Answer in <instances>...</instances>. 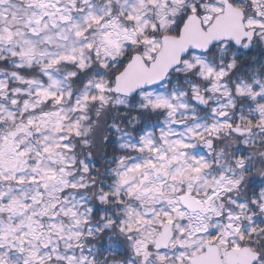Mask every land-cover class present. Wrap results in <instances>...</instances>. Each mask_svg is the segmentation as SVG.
Instances as JSON below:
<instances>
[{
  "label": "snow or ice",
  "instance_id": "6c2138e0",
  "mask_svg": "<svg viewBox=\"0 0 264 264\" xmlns=\"http://www.w3.org/2000/svg\"><path fill=\"white\" fill-rule=\"evenodd\" d=\"M244 2L0 0V264H264Z\"/></svg>",
  "mask_w": 264,
  "mask_h": 264
},
{
  "label": "clouds",
  "instance_id": "9594fccd",
  "mask_svg": "<svg viewBox=\"0 0 264 264\" xmlns=\"http://www.w3.org/2000/svg\"><path fill=\"white\" fill-rule=\"evenodd\" d=\"M246 4H247V0H245L244 4H241V5H240L241 10H243V9L245 8ZM101 135H105V134L102 133ZM257 151L264 152V148L258 149ZM84 195H85L86 197H88L89 199H91L93 193H90V192L85 191V192H84ZM94 246H95V245H94ZM105 259H106V257H105V258H102V259L99 261V264H104V260H105ZM107 264H120V261H118V260H117V261L108 260V261H107Z\"/></svg>",
  "mask_w": 264,
  "mask_h": 264
}]
</instances>
